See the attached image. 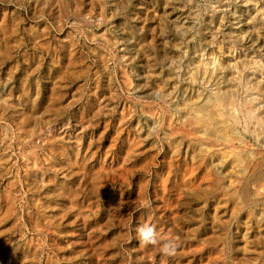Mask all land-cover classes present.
Segmentation results:
<instances>
[{
    "label": "rangeland",
    "instance_id": "obj_1",
    "mask_svg": "<svg viewBox=\"0 0 264 264\" xmlns=\"http://www.w3.org/2000/svg\"><path fill=\"white\" fill-rule=\"evenodd\" d=\"M263 126L264 0H0V264H264Z\"/></svg>",
    "mask_w": 264,
    "mask_h": 264
},
{
    "label": "bare ground",
    "instance_id": "obj_2",
    "mask_svg": "<svg viewBox=\"0 0 264 264\" xmlns=\"http://www.w3.org/2000/svg\"><path fill=\"white\" fill-rule=\"evenodd\" d=\"M207 70H208V69H207ZM212 74H213V73H212ZM215 76H216V75H215ZM212 77H213V76H212ZM207 78H208V77H207ZM244 78H245V77H244ZM212 80H214V79H212ZM238 80H239V79H238ZM240 80H241V79H240ZM243 80H244V79H243ZM248 81H249V80H248ZM238 82H239V81H238ZM238 82H237V83H238ZM242 83H243V82H242ZM239 84H240V83H239ZM251 84H252V83H251ZM240 85H241V84H240ZM249 86H251V85H249ZM253 86H254V85H253ZM228 87H229V86H228ZM245 87H246V86H245ZM245 87H244V88H245ZM246 88H247V87H246ZM250 88H251V87H250ZM255 88H256V87H255ZM255 88H254V89H255ZM248 89H249V88H247V90H248ZM251 91H252V90H251ZM218 92H219V90H218ZM236 93H237V92H236ZM255 93H256V92H255ZM231 94H233V93H231L230 91H228V92L226 91L225 94L223 93L222 95H219V96L216 98V101H215V102H213V103H207L208 101L210 102V100L212 99V98H210V100H205V101H207V102L204 101V103H203V101H202L200 104H202V103H203V104L207 103V104H209V105H210V104L213 105V106L215 107V108H214V109H215V112L217 111L216 114L220 115L219 118H221V116L223 117L224 111H223V112H222V111L218 112V109L221 110L222 108H224V106L226 107V105H227V106H228V105L230 106V104H233V105H234V104H235L234 101H236V100L238 101V100H239V99H238L239 97H238V98H236V100L233 101V100H232V97H231V96H232ZM252 94H253V93H252ZM252 94H251V95H252ZM211 95H212V94H211ZM253 95H256V94H253ZM209 96H210V95H209ZM233 96H234V95H233ZM258 96H259V95H258ZM214 97H215V96H214ZM246 97H247V96H246ZM206 98H207V97H205V99H206ZM208 98H209V97H208ZM233 98L235 99V97H233ZM251 99H252V97H251ZM213 100H215V99H212L211 101H213ZM247 100H248V99H247ZM249 100H250V99H249ZM255 100H256V99H255ZM240 101H241V100H240ZM253 101H254V100H253ZM242 102H244V101H242ZM242 102H240V103H242ZM248 103H250V102L248 101ZM200 104H199V105H200ZM245 104H246V103H245ZM253 104H254V103H253ZM257 104H260V103H257ZM236 105H237V104H236ZM254 105H255V104H254ZM203 106H204V105H203ZM203 106L201 105V107H203ZM206 106H207V105H206ZM213 106H212V108H213ZM229 106H228V107H229ZM241 106H242V105H241ZM247 106H248V105H247ZM230 107H231V106H230ZM232 107H234V106H232ZM237 107H238V106H237ZM242 107H243V106H242ZM256 107H257V106H256ZM235 108H236V107H235ZM243 108H244V107H243ZM202 109H204V108H202ZM206 109H207V108H206ZM225 109H226V108H225ZM225 109H224V110H225ZM228 109H229V108H228ZM230 109L233 110V108H230ZM245 109H246V108H245ZM207 110H209V109H207ZM238 110H239V108H238ZM250 110H251V109H250ZM235 111H236V110H235ZM254 111H255V109H254ZM212 112H214V110H212ZM225 112H226V111H225ZM230 112H231V111H230ZM205 113H206V112H205ZM228 113H229V112H228ZM240 113H241V112H240ZM246 113H248V112H244V115H246ZM250 113H251V112H250ZM203 114H204V113H203ZM234 114H235V113H234ZM207 115H208V114H206V115L204 114L203 116L206 117ZM210 115H211V114H210ZM230 115H231V113H230ZM230 115H229V117H230ZM254 115L256 116V114H254ZM254 115H253V116H254ZM198 116H199V115H198ZM211 116H212V115H211ZM213 116H214V114H213ZM213 116H212V117H213ZM215 116H216V115H215ZM224 116H225V115H224ZM247 116H248V114H247ZM253 116H252V117H253ZM208 117H209V116H208ZM225 117H226V116H225ZM242 117H245V116H242ZM259 117H260V116H259ZM199 118H201V117H198V119H199ZM203 118H204V117H203ZM215 118H216V117H215ZM217 118H218V117H217ZM231 118H232V117H230V119H231ZM237 118H238V116H237ZM237 118H236V119H237ZM239 118H240V117H239ZM239 118H238V119H239ZM247 118H248V117H247ZM254 118H255V117H254ZM205 119H206V118H205ZM213 119H214V118H213ZM222 119H224V118H222ZM236 119H235V120H236ZM248 119H252V118L250 117V118H248ZM248 119H247V120H248ZM199 120H200V119H199ZM202 120H203V119H202ZM228 120H229V119H228ZM243 120H244V119H243ZM206 121H207V119L204 120V122H206ZM208 121H210V120H208ZM218 121H219V120H218ZM220 121H221V120H220ZM225 121H226V120H225ZM240 121H241V120H240ZM256 121H257V119H256ZM204 122H201V123H204ZM214 122H216L215 119H214ZM221 122H222V121H221ZM236 122H238V120H237ZM201 123H200V124H201ZM209 123H210V122H209ZM209 123H208V124H209ZM219 123H220V122H219ZM223 123H224V121H223ZM226 123H228V121H227ZM226 123H225V124H226ZM232 123H234V122L232 121ZM243 123H244V121H243ZM243 123H242V124H243ZM245 123H246V122H245ZM256 123H257V122H256ZM256 123H255V124H256ZM262 123H263V122H262ZM235 124H237V123H235ZM248 124H249V123H248ZM250 124H251V123H250ZM252 124H254V123H252ZM203 125H204V124H203ZM210 125H212V124L210 123ZM213 125H214V124H213ZM228 125H229V124H228ZM231 125H232V124H231ZM233 125H234V124H233ZM239 125H240V124H239ZM257 125L259 126L258 123H257ZM224 126H225V125H224ZM244 126H245V125H244ZM260 126H261V125H260ZM260 126H259V128L261 129ZM203 127H204V126H203ZM210 127H211V126H210ZM210 127L208 126V129H209ZM213 127H214V126H213ZM227 127H228V126H227ZM242 127H243V126H242ZM253 127H254V126H253ZM263 127H264V126H263ZM215 128H217V127H215ZM215 128H214V129H215ZM218 128H220V127H218ZM218 128H217V129H218ZM231 128H232V126H231ZM235 128H236V127H235ZM235 128H234V130H235ZM244 128H245V127H244ZM247 128H248V127H247ZM251 128H252V127H251ZM254 128H255V127H254ZM180 129H182V128H180ZM214 129H213V130H214ZM245 129H246V128H245ZM262 129H263V128H262ZM262 129H261V130H262ZM256 130H257V129H256ZM256 130H255V131H256ZM220 131H221V130H220ZM262 132H263V131H262ZM216 133H217V132H216ZM249 133H250V132H249ZM206 134H207V133H206ZM232 134H233V133H232ZM262 134H263V133H262ZM213 136H214V135H213ZM225 136H226V135H225ZM259 136H261V135L259 134ZM226 137H227V136H226ZM242 138H243V137H242ZM228 139H229V138H228ZM235 139H237V138H235ZM224 140H225V139H224ZM237 140H238V139H237ZM235 141H236V140H235ZM236 142H237V141H236ZM219 143H220V142H219ZM241 143H243V142H241ZM223 144H225V143L223 142ZM231 144H232V141H231ZM245 144H246V143H245ZM242 145H243V144H242ZM226 147H227V146H226ZM243 147H244V146H243ZM234 149H235V148H234ZM258 154H259V153H258ZM249 159H250V158H249ZM263 160H264V158H263ZM244 161H245V160H244ZM248 161H249V160H248ZM252 161H253V160H252ZM250 162H251V161H250ZM255 163H257V162H255ZM246 164H247V163H246ZM248 164H250V163H248ZM252 164H254V163H252ZM260 165H261V164H260ZM252 166H253V165H252ZM247 167H248V166H247ZM250 167H251V166H250ZM258 167H259V166H258ZM248 168H249V167H248ZM251 168H253V167H251ZM253 169H254V168H253ZM253 169H251L250 171H252ZM255 170H256V169H255ZM246 171H247V170H246ZM250 171H249V172H250ZM258 171H259V170H258ZM254 172H255V171H254ZM260 172H261V171H260ZM263 172H264V170H263ZM261 173H262V172H261ZM251 174H253V173H251ZM253 175H254V174H253ZM253 175H252V176H253ZM263 175H264V174H263ZM259 176H260V175H259ZM259 176H258V177H259ZM250 177H251V176H250ZM250 177H249V178H250ZM253 179H254V178H253ZM248 182H249V181H248ZM254 182H255V179H254ZM245 192H247V191H245ZM259 192H260V191H259ZM258 195H259V194H258ZM243 196H244V194H243ZM246 196H247V195H246ZM244 199H245V198H244ZM245 203H246V202H245Z\"/></svg>",
    "mask_w": 264,
    "mask_h": 264
},
{
    "label": "clouds",
    "instance_id": "obj_3",
    "mask_svg": "<svg viewBox=\"0 0 264 264\" xmlns=\"http://www.w3.org/2000/svg\"><path fill=\"white\" fill-rule=\"evenodd\" d=\"M138 239L141 244L156 245L161 242L160 235L155 225L144 223L137 228ZM176 249V242L172 239L164 240L162 242V253L165 255H172Z\"/></svg>",
    "mask_w": 264,
    "mask_h": 264
}]
</instances>
